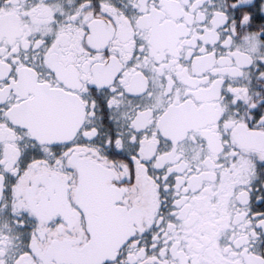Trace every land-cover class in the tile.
Instances as JSON below:
<instances>
[{
    "label": "snow or ice",
    "instance_id": "6c2138e0",
    "mask_svg": "<svg viewBox=\"0 0 264 264\" xmlns=\"http://www.w3.org/2000/svg\"><path fill=\"white\" fill-rule=\"evenodd\" d=\"M0 264H264V0H0Z\"/></svg>",
    "mask_w": 264,
    "mask_h": 264
}]
</instances>
